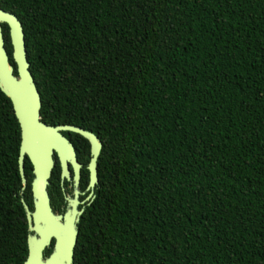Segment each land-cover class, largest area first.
<instances>
[{
	"label": "trees",
	"instance_id": "trees-1",
	"mask_svg": "<svg viewBox=\"0 0 264 264\" xmlns=\"http://www.w3.org/2000/svg\"><path fill=\"white\" fill-rule=\"evenodd\" d=\"M0 8L21 24L40 120L101 143L72 264H264V0ZM18 143L0 91V264L27 251L19 197L31 208L32 174L24 156L19 194ZM56 188L51 169L50 197Z\"/></svg>",
	"mask_w": 264,
	"mask_h": 264
},
{
	"label": "water",
	"instance_id": "water-1",
	"mask_svg": "<svg viewBox=\"0 0 264 264\" xmlns=\"http://www.w3.org/2000/svg\"><path fill=\"white\" fill-rule=\"evenodd\" d=\"M1 24L7 27L10 45L8 55L4 47ZM9 58L13 62H9ZM0 91L8 97L19 128L17 170L22 193L26 179L23 158L31 165L29 192L31 208L19 197L26 220V256L21 264H72L76 242V223L81 210L72 203L63 214L54 213L50 207L46 186L55 155L60 164V176H68L67 164L74 169V184L77 183L78 166L70 141L61 133L75 132L89 143V184L97 182L96 158L101 143L97 136L80 126L72 124L49 125L40 120L39 94L28 70L21 24L16 15L0 8ZM49 248L47 254H43Z\"/></svg>",
	"mask_w": 264,
	"mask_h": 264
},
{
	"label": "flooded vegetation",
	"instance_id": "flooded-vegetation-1",
	"mask_svg": "<svg viewBox=\"0 0 264 264\" xmlns=\"http://www.w3.org/2000/svg\"><path fill=\"white\" fill-rule=\"evenodd\" d=\"M72 144L75 160L79 164L77 183L74 184V169L70 163L67 164L68 176H60V164L55 155L53 159V181L56 182L57 188L51 197L48 195L49 204L54 213L63 214L67 208H71V204L75 205L76 210H81L89 205L94 196L96 182L89 184L88 163L90 160L89 143L82 141L76 136L66 137ZM96 168V165H95ZM31 200V196H30ZM49 249V248H48ZM46 250V249H45ZM45 250L43 254L45 253Z\"/></svg>",
	"mask_w": 264,
	"mask_h": 264
}]
</instances>
